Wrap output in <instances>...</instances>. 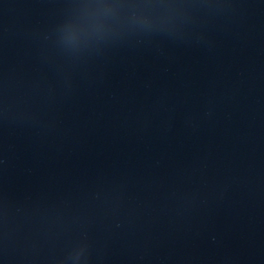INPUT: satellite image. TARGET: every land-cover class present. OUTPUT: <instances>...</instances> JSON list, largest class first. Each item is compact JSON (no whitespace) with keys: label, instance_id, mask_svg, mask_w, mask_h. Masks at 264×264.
<instances>
[{"label":"water","instance_id":"1","mask_svg":"<svg viewBox=\"0 0 264 264\" xmlns=\"http://www.w3.org/2000/svg\"><path fill=\"white\" fill-rule=\"evenodd\" d=\"M0 264H264V0H0Z\"/></svg>","mask_w":264,"mask_h":264}]
</instances>
